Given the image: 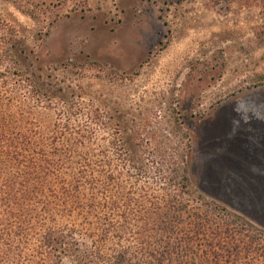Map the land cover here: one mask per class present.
Segmentation results:
<instances>
[{
  "label": "rangeland",
  "instance_id": "1",
  "mask_svg": "<svg viewBox=\"0 0 264 264\" xmlns=\"http://www.w3.org/2000/svg\"><path fill=\"white\" fill-rule=\"evenodd\" d=\"M0 54L20 70L0 75V120L32 130L61 176H85L94 210L54 220L81 243L141 187L174 192L175 169L184 203L264 230V0H0ZM115 137L140 143L142 171Z\"/></svg>",
  "mask_w": 264,
  "mask_h": 264
},
{
  "label": "trees",
  "instance_id": "2",
  "mask_svg": "<svg viewBox=\"0 0 264 264\" xmlns=\"http://www.w3.org/2000/svg\"><path fill=\"white\" fill-rule=\"evenodd\" d=\"M6 61L0 58V75L20 72ZM58 138L57 134L55 141ZM118 141L115 137L112 142L118 155L130 151L133 167L142 171L136 160L140 143ZM60 166L57 157L37 148L32 130L8 129L6 121L0 120V264H64L65 258L73 264L264 262V230L220 204L207 202L203 196H199L197 205L184 203L182 197L190 196V190L187 176L179 169L169 178L176 187L174 192L141 187L139 197L124 196L121 206L118 202L113 205L119 213L116 221L109 214L97 215L92 224L98 244L84 245L76 237L74 226L54 220L76 211L92 212L95 203L82 190L86 181L83 172L63 177ZM121 167L116 166L119 173ZM178 198L182 199L176 210ZM219 218L228 222L224 230L213 226ZM188 227L193 228L192 234ZM144 254L149 261L138 262Z\"/></svg>",
  "mask_w": 264,
  "mask_h": 264
}]
</instances>
